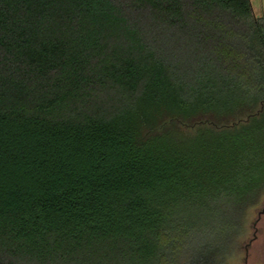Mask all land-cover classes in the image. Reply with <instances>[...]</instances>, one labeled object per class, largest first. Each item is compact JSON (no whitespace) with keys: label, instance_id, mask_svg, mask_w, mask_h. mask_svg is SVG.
Segmentation results:
<instances>
[{"label":"trees","instance_id":"trees-1","mask_svg":"<svg viewBox=\"0 0 264 264\" xmlns=\"http://www.w3.org/2000/svg\"><path fill=\"white\" fill-rule=\"evenodd\" d=\"M262 157L251 0H0V264H218Z\"/></svg>","mask_w":264,"mask_h":264},{"label":"rangeland","instance_id":"rangeland-1","mask_svg":"<svg viewBox=\"0 0 264 264\" xmlns=\"http://www.w3.org/2000/svg\"><path fill=\"white\" fill-rule=\"evenodd\" d=\"M260 168L264 171V162H261ZM189 202H178L177 210L170 214L174 221L187 220L189 226L193 228L188 247L183 251H176L167 264H193L200 254L196 247L198 243L202 242V245L206 246L204 248L206 251L215 243L206 236L197 237L195 241V200ZM205 217L202 219L205 223L213 220L210 215ZM235 218V221L241 224L240 231L233 237L228 247L217 256L218 264H264V189L258 199L245 206L243 212L240 210Z\"/></svg>","mask_w":264,"mask_h":264},{"label":"crops","instance_id":"crops-1","mask_svg":"<svg viewBox=\"0 0 264 264\" xmlns=\"http://www.w3.org/2000/svg\"><path fill=\"white\" fill-rule=\"evenodd\" d=\"M251 4L256 15L264 14V0H251Z\"/></svg>","mask_w":264,"mask_h":264}]
</instances>
